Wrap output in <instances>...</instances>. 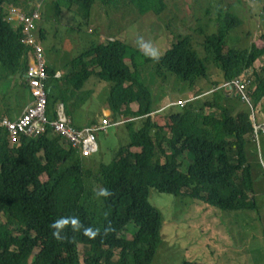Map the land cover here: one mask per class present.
<instances>
[{
    "label": "trees",
    "instance_id": "16d2710c",
    "mask_svg": "<svg viewBox=\"0 0 264 264\" xmlns=\"http://www.w3.org/2000/svg\"><path fill=\"white\" fill-rule=\"evenodd\" d=\"M21 1L0 0V64L8 75H18L20 80L27 67V47L20 42L19 29L5 20L2 5L8 2L16 7L29 0ZM96 1L115 6L127 2L141 15H158L165 4L163 0L53 3H67L73 17L88 24ZM81 23H77L78 29ZM217 23L215 32L203 34V57L193 45L192 35L179 36L158 58L113 38L86 47L60 78H56V68L47 66L50 119L55 118L60 102L70 114L84 84L97 78L111 84L107 98L111 115L114 119L125 115L130 140L96 171L89 166L97 162L94 155L82 158L51 128L37 136L21 134L10 145L8 130L0 126V264H150L161 240L162 225L161 213L148 200L151 188L159 193L184 194L223 210L255 209L247 138L255 130L257 103L264 102V62L252 92L253 114L243 112L236 121L213 96L198 110L186 104L188 108L169 114V130L161 133L168 138L169 153L157 137L163 128L150 116L137 125L128 120L153 110L150 90L141 76V70L151 62L157 76L166 70L190 86L208 78V64L218 67L226 82L255 71L262 49L255 44L238 48L227 43L231 30L242 24L240 17L228 11ZM45 37L44 28H40V40ZM127 58L130 66L125 63ZM132 103L137 105L135 109ZM184 152L192 153L186 171L180 170L177 159ZM100 189H108L112 195L98 196ZM61 217H77L83 227L99 229V234L91 239L83 234V228L73 231L69 224L56 239L50 225ZM138 217L148 219L145 239L142 234L133 240L120 237L123 227ZM181 264L205 263L183 260Z\"/></svg>",
    "mask_w": 264,
    "mask_h": 264
},
{
    "label": "rangeland",
    "instance_id": "374dc122",
    "mask_svg": "<svg viewBox=\"0 0 264 264\" xmlns=\"http://www.w3.org/2000/svg\"><path fill=\"white\" fill-rule=\"evenodd\" d=\"M23 1L27 0L21 2ZM53 1L29 0L23 6L16 7L21 10V7L37 9L35 35L37 27L46 30V39L40 40L42 46H45V59L60 69L94 42L113 38H119L146 54L138 45L142 38L144 42H151L161 56L179 36L192 35L193 45L199 56L203 57V34L215 32L218 17L228 11L233 12L240 17L242 24L231 30L227 39L228 46L248 48L255 44L262 49L263 55L257 59L255 71L249 70L233 82L223 81L219 77L222 76L221 71L214 64L206 65L208 76L211 74L212 77L201 88L194 89V96L198 97L187 105L191 104L195 110L204 108V102L213 96L215 101L228 108L236 121L243 112L250 111L253 114L252 92L256 90V79L262 76L260 66L264 62V0H163L164 8L158 15L152 12L141 15L127 2H120L116 7L96 1L91 7L88 24L84 23L83 18L73 17L75 13L68 11L67 3L56 5ZM77 18L81 20L77 22ZM77 23L82 24L80 29L77 28ZM146 55L151 57L150 54ZM125 63L130 66V58ZM153 66L154 63L151 62L141 70L142 80L150 90L153 110L128 120H134L137 125L140 120L150 116L156 126L163 128L157 137L159 140L162 138L163 146L169 153L168 138L161 133L169 130V114L188 108L171 103L188 96L191 93L190 85L166 70H160L158 75L161 72L163 75L157 76ZM96 81L98 80L91 78L84 84L78 93L82 98L81 103L72 109L70 116L73 125L83 124L92 118L99 122L104 116L116 120L96 133L98 150L93 155L97 162L89 166L97 171L101 162L111 161L119 146L126 147L130 135L125 127V115L116 119L111 115L107 101L111 84L102 81L99 90H93L94 86L98 88ZM198 82L204 81L198 79L195 84ZM218 84L222 85L217 86ZM242 85L244 89H241ZM212 87L215 88L205 92V89ZM245 90L246 99H243L241 95ZM28 92L20 77L8 75L0 64V113H6L8 117L20 113L28 102ZM225 93L234 97L230 98ZM136 107L132 103V108ZM255 114V125L261 124L257 130H263L257 133L255 129L247 138L248 164L251 165L253 178L251 197L255 202V209L223 210L184 194H165L149 189L148 200L162 215L161 240L150 264H181L183 260L205 264H264V102L257 103ZM9 144L12 145L10 142ZM133 150L135 151L134 148ZM177 159L180 170L186 171L192 162V153L184 152ZM42 178L45 179V176ZM148 229V219L138 217L123 227L120 237L133 240L142 234L145 239ZM81 250L79 247V251Z\"/></svg>",
    "mask_w": 264,
    "mask_h": 264
},
{
    "label": "built area",
    "instance_id": "2783aa9c",
    "mask_svg": "<svg viewBox=\"0 0 264 264\" xmlns=\"http://www.w3.org/2000/svg\"><path fill=\"white\" fill-rule=\"evenodd\" d=\"M4 11L5 20L13 28L19 29L20 42L27 47V55L31 59L23 76L30 92V102L26 104L24 110L15 119H10L7 115H0V126H4L8 130L9 142L11 144L17 142L21 134L37 136L51 128L54 132L60 134L63 140L82 158L92 156L98 150L97 131L105 129L110 126L112 121L115 122L116 120H110L108 116H104L98 123L78 127L71 123L72 120L62 103L56 106L55 118L50 119L48 113L47 84L49 74L47 63L44 48L37 40L34 32V20L38 18V11L33 9L29 13H24L21 9L13 7V5H9ZM241 89H244L243 85ZM246 91H243V95H241L243 99H246ZM196 97L198 96L179 98L171 105L180 104L184 106ZM262 124L264 128V122ZM259 125L261 124L257 123L255 125L257 133L263 131L262 129L257 130Z\"/></svg>",
    "mask_w": 264,
    "mask_h": 264
},
{
    "label": "clouds",
    "instance_id": "9594fccd",
    "mask_svg": "<svg viewBox=\"0 0 264 264\" xmlns=\"http://www.w3.org/2000/svg\"><path fill=\"white\" fill-rule=\"evenodd\" d=\"M138 45L142 51H146V54H150L152 58H158L159 51L152 46L151 42H144L141 38L138 41ZM97 195L101 197H109L112 195V193L108 189H100L97 192ZM69 224L72 226L73 231H79L81 228H83V234L91 239H95L99 234V229H94L92 227H83V225H81L79 221V218L77 217H61L50 225V227L54 229V231L52 232L53 237L56 239H60L62 230Z\"/></svg>",
    "mask_w": 264,
    "mask_h": 264
},
{
    "label": "crops",
    "instance_id": "0c3cea01",
    "mask_svg": "<svg viewBox=\"0 0 264 264\" xmlns=\"http://www.w3.org/2000/svg\"><path fill=\"white\" fill-rule=\"evenodd\" d=\"M9 5H11L10 3H8V2H5L3 5H2V7L4 8V9H7L8 8V6ZM24 4H21V5H19V6H23ZM12 6V5H11ZM14 7V6H13ZM15 8H17V7H15ZM21 8H23L21 11L22 12H24V13H29L31 10H29V7H21ZM40 28H42V27H37V34H36V36H37V40L39 41V43H40V38H39V29ZM45 30V29H44ZM36 33V32H35ZM88 34V33H87ZM45 36L47 37V35H46V30H45ZM46 37H45V39H46ZM45 39H42V41L43 40H45ZM107 40H112V39H107ZM40 44H42V43H40ZM44 46V45H43ZM44 48H45V46H44ZM83 51H84V49H83ZM81 53V52H80ZM79 53V54H80ZM78 54V55H79ZM77 55V56H78ZM76 56V57H77ZM74 59V58H73ZM30 56L29 55H27V64L30 62ZM46 60V59H45ZM46 63H47V66H50V67H52V68H56V70H57V72H56V78H60L61 76H62V74L63 73H66L68 70H69V63L67 64V65H65L64 66V68H62V69H60V68H58V67H56V66H54L53 64H51L50 62H48V61H46ZM210 75V77H212V75L211 74H209ZM23 76H24V74H23ZM209 76H208V78L207 79H202L204 82L203 83H199L198 82V84L196 85L195 83H194V85H192V86H190L189 87V91H191V93L188 95V96H186V97H180V98H188V97H190V96H193V95H195V93H194V91H196V90H194V89H199V88H201L203 85H204V83L206 82V80H209V79H211ZM219 77H221L222 78V76H219ZM219 77H217V78H219ZM96 80H98L97 78H95ZM22 80V83H23V85L25 86V87H27L26 86V84H25V82H24V80L23 79H21ZM101 82L102 81H100V80H98V81H96V83H98L99 85H98V88H97V86H94L95 88H93V90L94 89H97V90H99V87H100V84H101ZM106 83V82H105ZM214 83V82H213ZM201 86V87H200ZM28 88V87H27ZM215 87H212L211 89H209V90H207V89H205V92H207V91H210V90H212V89H214ZM28 91H29V89H28ZM47 91H48V84H47ZM194 93V94H193ZM29 94H30V92H29ZM225 95L226 96H229L230 98H233L234 96H231L229 93H225ZM30 100H31V97H29V99H28V102H30ZM81 100H82V98L80 97V95L78 96L77 95V101H78V103H77V105L75 106V107H77V106H79L80 105V103H81ZM232 101H234V100H232ZM27 102V103H28ZM58 104H61V102L60 103H58ZM57 104V105H58ZM63 104V103H62ZM64 105V104H63ZM26 106V105H25ZM25 106L22 108V110H21V112L24 110V108H25ZM74 107V108H75ZM21 112L20 113H18V114H16L13 118H11V117H9L10 119H15L16 117H18L20 114H21ZM67 112V111H66ZM103 112V111H102ZM55 113H56V108H55ZM71 114V113H70ZM70 114H68L69 116H70ZM0 115L1 116H4V115H7L6 113H0ZM8 116V115H7ZM70 118H71V116H70ZM85 118H87L88 119V117H85ZM72 120V119H71ZM84 121V120H83ZM98 120L97 119H91V120H88V121H84L85 123H83V124H75L76 126H78V127H80V126H83V125H90V124H93V123H98L97 122ZM71 123H73V122H71ZM56 133V132H55Z\"/></svg>",
    "mask_w": 264,
    "mask_h": 264
}]
</instances>
